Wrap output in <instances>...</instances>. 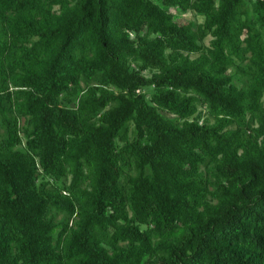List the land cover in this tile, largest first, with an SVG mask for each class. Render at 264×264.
<instances>
[{
    "label": "trees",
    "instance_id": "trees-1",
    "mask_svg": "<svg viewBox=\"0 0 264 264\" xmlns=\"http://www.w3.org/2000/svg\"><path fill=\"white\" fill-rule=\"evenodd\" d=\"M263 95L264 0H0V264H264Z\"/></svg>",
    "mask_w": 264,
    "mask_h": 264
},
{
    "label": "rangeland",
    "instance_id": "rangeland-1",
    "mask_svg": "<svg viewBox=\"0 0 264 264\" xmlns=\"http://www.w3.org/2000/svg\"><path fill=\"white\" fill-rule=\"evenodd\" d=\"M175 12H177L180 15V20L183 23H188V22H193V21H197V22L202 21V17L201 16H197L191 11L185 12V13H181V12L175 10ZM242 37H243V39H245L248 36H247V34H244ZM208 40H209V38H206L205 42L207 43ZM263 103H264V95H263ZM3 132H4V129L0 125V136L3 134Z\"/></svg>",
    "mask_w": 264,
    "mask_h": 264
}]
</instances>
